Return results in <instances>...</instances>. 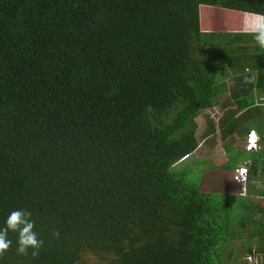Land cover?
Returning <instances> with one entry per match:
<instances>
[{
    "label": "trees",
    "instance_id": "obj_1",
    "mask_svg": "<svg viewBox=\"0 0 264 264\" xmlns=\"http://www.w3.org/2000/svg\"><path fill=\"white\" fill-rule=\"evenodd\" d=\"M250 12L264 0H0V229L27 210L43 241L21 255L9 230L0 264H264V206L212 181L235 156L178 164L225 79L264 77Z\"/></svg>",
    "mask_w": 264,
    "mask_h": 264
},
{
    "label": "crops",
    "instance_id": "obj_2",
    "mask_svg": "<svg viewBox=\"0 0 264 264\" xmlns=\"http://www.w3.org/2000/svg\"><path fill=\"white\" fill-rule=\"evenodd\" d=\"M246 14L247 13H241L240 28L236 31L247 32L245 31ZM245 72H247L250 77V88L247 89V91L243 92V88H246L247 86H245L244 84L246 80L244 75L242 74L239 76L234 75V80H231V78H226L225 89L222 92H219L218 94V101H225L227 105L224 108H221L219 106L221 108V112L215 118L216 121L212 120L214 124L212 128L213 133H211L210 135L216 134L219 138V147H217L216 151L222 153L223 157L225 158L221 163H218L216 161L219 158H217L215 155H210L211 159L205 158L207 162H211L209 167H205V173L212 172V166H219L224 162H228L229 155L235 156L233 161L234 166L236 168L239 166H245L246 173L247 169H249L251 176L248 181H244L243 183L228 179L224 184H228L230 189L237 190L238 188H241L240 194L244 193L245 183L249 184L250 194L246 196L248 197L247 199L250 201L249 203H251L252 205L258 204L259 206H264V77L258 78L254 69H245ZM229 90L233 91V95H230ZM245 97L251 99V103H249L246 107L242 109H237V101ZM239 103H241V101H239ZM225 109H230L233 112L234 119L238 118L239 116L242 117L231 130L227 129V125L226 127H224V129L227 130L225 136L221 139L219 136L220 131L218 129L217 120L221 116L222 111ZM249 131H253V133H255L257 147L255 149L245 150L244 144L246 141V134ZM201 144L202 142L200 143L199 141L197 147ZM195 150L196 149H194L193 152L186 156L183 161L187 159L191 160V157L194 154ZM223 172L225 173V171ZM218 179L219 178H214V180H212L214 185L216 184V182H219Z\"/></svg>",
    "mask_w": 264,
    "mask_h": 264
},
{
    "label": "clouds",
    "instance_id": "obj_3",
    "mask_svg": "<svg viewBox=\"0 0 264 264\" xmlns=\"http://www.w3.org/2000/svg\"><path fill=\"white\" fill-rule=\"evenodd\" d=\"M245 31L253 35V38L260 48H264V14L250 12L245 17ZM253 136V144L255 142V133ZM31 213L23 209H14L6 218V227L0 229V255L11 246L12 241L7 238L8 231L18 232L17 252L26 255L29 248L33 249L32 255H38V250L42 246L43 241L38 239L34 229V221L30 219ZM58 235L57 233H54Z\"/></svg>",
    "mask_w": 264,
    "mask_h": 264
},
{
    "label": "rangeland",
    "instance_id": "obj_4",
    "mask_svg": "<svg viewBox=\"0 0 264 264\" xmlns=\"http://www.w3.org/2000/svg\"><path fill=\"white\" fill-rule=\"evenodd\" d=\"M220 112H221V108L219 107V105L214 104L213 106L209 107L206 110L205 109L200 110L198 115L194 118V121L196 124L195 125L196 126L195 136H196V139L198 141H200V143L202 142V144L200 146H198L197 148H195L196 150L192 156H195L197 158H201L205 162H207V160L205 158L211 159L210 155H213V156L215 155L217 158H219L218 160H216L218 163L223 162V160L225 158V157H223L222 153H220L219 151H216L217 147H219V142H218L219 138L217 137V135L216 134L206 135V132L208 131V124L206 123V118L211 117L212 114L214 113V115H213V121H214L215 118L220 114ZM188 161H189V159H187L185 161H180V163H178V164H184V162H188ZM246 179H247V177H246ZM225 182H226L225 178L219 179V182H216V184L214 185L215 190H219V191L229 190L230 187L228 184L227 185L224 184ZM243 242H244V240H242V241L236 240L233 242V247H237V246H239L240 243H243ZM249 254H252V253H249ZM247 255H248V253H240L239 260L241 262L246 261Z\"/></svg>",
    "mask_w": 264,
    "mask_h": 264
},
{
    "label": "built area",
    "instance_id": "obj_5",
    "mask_svg": "<svg viewBox=\"0 0 264 264\" xmlns=\"http://www.w3.org/2000/svg\"><path fill=\"white\" fill-rule=\"evenodd\" d=\"M253 131H249L247 134H246V141H245V144H244V149L245 150H251V149H255L257 146H256V137H255V142H254V146H252L253 144ZM246 167L245 166H239L237 169H236V174L234 175V179L236 181H242L244 182L245 179H246ZM246 261L248 263H251L252 262H255L256 261V256L252 253V254H248L246 256Z\"/></svg>",
    "mask_w": 264,
    "mask_h": 264
}]
</instances>
